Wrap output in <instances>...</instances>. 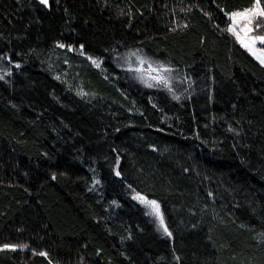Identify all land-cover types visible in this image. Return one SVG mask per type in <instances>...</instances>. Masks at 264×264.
Instances as JSON below:
<instances>
[{
  "label": "trees",
  "instance_id": "16d2710c",
  "mask_svg": "<svg viewBox=\"0 0 264 264\" xmlns=\"http://www.w3.org/2000/svg\"><path fill=\"white\" fill-rule=\"evenodd\" d=\"M255 2L0 0V264H264Z\"/></svg>",
  "mask_w": 264,
  "mask_h": 264
},
{
  "label": "rangeland",
  "instance_id": "374dc122",
  "mask_svg": "<svg viewBox=\"0 0 264 264\" xmlns=\"http://www.w3.org/2000/svg\"><path fill=\"white\" fill-rule=\"evenodd\" d=\"M255 4L248 8L237 9L227 12L226 14L230 18L229 28L232 29L231 31L236 35V37L237 35H239L240 39L238 40L245 49L249 51V49L245 47L244 44H248L251 46V48L255 51L256 54L253 55L252 51L249 52L251 53L252 56H254L257 59V56H264V40L256 39V37H264V34H254L252 32L251 21L254 16H248L243 18L237 17L235 23L233 22L231 16L233 12H243L245 9L253 8ZM241 40L244 41V44L241 43ZM142 57L135 56L133 61L130 62L127 61L125 63V66L129 68L133 72V74L137 78H139L141 82H144L145 84L160 83L162 85L168 86L170 83L169 82L170 70L164 65L154 63L149 59ZM257 60L260 62L259 59ZM133 197L137 200V202H139L144 207L146 213L153 219L154 224L158 229V231L162 234L168 235V230L167 232H165L166 225L164 222V218H163V224H161L160 216L163 217V213L159 205V202L155 200L159 205L160 216L152 213L151 208L145 203H143L140 197H143L146 200H152V199H148L138 193H134Z\"/></svg>",
  "mask_w": 264,
  "mask_h": 264
},
{
  "label": "snow or ice",
  "instance_id": "6c2138e0",
  "mask_svg": "<svg viewBox=\"0 0 264 264\" xmlns=\"http://www.w3.org/2000/svg\"><path fill=\"white\" fill-rule=\"evenodd\" d=\"M39 2L41 4H44V5L48 4V0H39ZM256 15L264 16V8L260 7L259 0H256V4L253 8L245 9L243 12H233L231 14L234 23H235L237 17L243 18V17L256 16ZM229 30H232V29L230 28ZM237 39H240L239 35H237ZM256 39L264 40V37H256ZM241 43L244 44V41L241 40ZM244 46L247 47L249 49V51H252L253 55L256 54L250 45L244 44ZM257 59L260 60L261 64H264V56H257ZM117 174H119V173H117ZM140 199L143 203H145L146 205H148L151 208L152 213L160 216L159 205L155 200H146L143 197H140ZM160 220H161V224H163V217L162 216H160ZM165 232H167V228H165ZM168 234L170 235V233H168ZM4 247L8 248V247H14V246L5 245Z\"/></svg>",
  "mask_w": 264,
  "mask_h": 264
}]
</instances>
